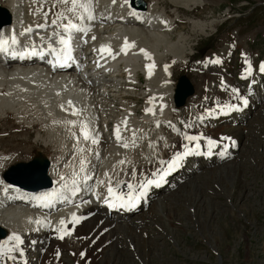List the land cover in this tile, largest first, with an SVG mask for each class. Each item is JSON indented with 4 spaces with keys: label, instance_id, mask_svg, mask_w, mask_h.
I'll use <instances>...</instances> for the list:
<instances>
[{
    "label": "rangeland",
    "instance_id": "1",
    "mask_svg": "<svg viewBox=\"0 0 264 264\" xmlns=\"http://www.w3.org/2000/svg\"><path fill=\"white\" fill-rule=\"evenodd\" d=\"M188 1L193 6L203 2L204 5L202 7L190 6V8H194L191 13H186L187 8L179 7L180 14H178L182 19L181 22L175 26V29L170 33L171 36L168 34L161 40V45L168 43L173 45L169 51L164 52L163 59L167 54H172L175 61L183 55L182 50L184 48H186L184 50H188L189 47L192 48L190 52L202 49L203 51L199 54L200 58L205 54L207 45L212 44L216 48L222 46L225 41H221L220 38L226 32L231 33L226 37V41L233 36L237 40L235 35H239V38L245 36L252 52L256 54L258 50V57L264 55V0ZM158 5L159 7L163 5L165 8L173 7L169 0H158ZM189 17L194 18L195 22H205L207 25L202 30L204 31L205 28L209 30L198 34L195 31H199L201 28H196V26L192 28ZM225 17H227L226 20H224ZM211 20L213 23L214 21L221 22L213 34H210L213 27L208 25ZM254 38L255 40L252 42ZM223 48L227 51L226 47ZM179 52L182 55H175ZM155 61L159 66L162 58L155 55ZM162 62L165 64L164 61ZM179 73H186L191 78L196 97L189 100L202 99L209 93L198 89L200 86L202 88L203 83L196 81L199 77L195 75L196 72L184 68L174 69L172 78L175 79ZM9 84L11 86L14 83L5 82L2 90ZM208 86L210 87V85ZM32 91L23 92L24 95L20 93V97L23 95L21 98L19 96L11 97L13 101L10 102V108L16 107V111L10 110L9 104L0 101V111L7 106L0 113V155L12 152L14 158L11 162L26 160L35 155L39 149H42L44 156L51 157L52 144L55 146L57 137L56 133L48 131L47 127L42 128L40 125L34 124V112L45 116L43 121L36 120L40 124L50 121L46 117L51 112L54 113L53 122L66 120L67 113L57 105L49 107L47 102L40 103L38 101L40 94ZM123 92L130 94L126 90ZM0 96L7 98V95L2 92ZM110 98L119 99V96L116 93H111ZM124 101L125 103L129 102L116 100V103H123V106ZM110 103L111 101L106 105L102 104V106L105 107L107 104L109 106ZM129 104L132 105L131 102ZM56 109H59L64 116L55 114ZM5 110L10 111L6 113ZM256 110L254 108L249 111L251 113L247 114L243 125L229 130L231 134L238 137L234 138L237 143L239 140V148L233 159L230 160L233 161L234 167L228 168L224 173L222 170L226 167L223 165L225 166L227 163H222L204 170L203 176H201L202 172L188 182L185 181L176 190L174 189L173 193L171 191L170 195L166 196L167 198L165 197V194H169L167 192L162 191L155 194V198L159 194L165 204L160 206L161 202H159L151 210L146 207L138 211L136 216L144 218L145 221L139 223L141 230L135 229L132 235L137 233L136 235L142 241H139L140 238L136 235H130L123 239L121 241L123 246L118 244L119 247L116 249L118 255L119 252L122 253H120V261L117 260L119 264H264V105L254 115ZM179 113L183 112L179 111ZM252 113L254 114L252 115ZM248 120L249 122L246 123ZM144 134L145 131L141 130L139 137L142 138ZM140 146L144 148L146 145L142 143ZM8 161L9 158L1 157L0 166H6ZM169 207H172L173 210L169 211ZM135 220H132V223H137ZM152 240L154 241L150 243ZM138 242L139 247H137ZM88 249L99 252L98 242L94 244V247L88 245L85 250H82L86 252L81 251L84 253L82 257L90 255ZM50 256L52 257V254ZM75 257L74 255L73 258ZM51 260L46 261L51 262Z\"/></svg>",
    "mask_w": 264,
    "mask_h": 264
},
{
    "label": "bare ground",
    "instance_id": "2",
    "mask_svg": "<svg viewBox=\"0 0 264 264\" xmlns=\"http://www.w3.org/2000/svg\"><path fill=\"white\" fill-rule=\"evenodd\" d=\"M44 1H51V3H53L52 8L49 7L48 9L47 8L43 9ZM126 1L127 0H115V2H113V0H81V3H87L88 11H85L83 8L78 7L76 13L73 14L67 11V8L71 6L70 2L69 4L66 5L60 2V0H0V5L7 10L8 14L11 17L10 23L0 28V36L5 34L10 27L14 28L16 34H21V28H26L24 33H29V34L23 37L24 41L32 40L35 36L40 35L42 32H44L45 36L48 37V40H52L53 37L58 36L55 34L57 32L54 31L58 30L59 28L63 31V28H61L60 25L65 21L68 22L67 18H71L73 22L79 24L81 28L85 29L84 34H83L84 31L74 32V36L72 37L71 42H74V46H76L80 42H83L84 50L91 46L92 49H90V52H88V54H91V52H93L94 50V53L91 54V58L87 57L86 59V54L84 53L85 54L84 59H86L85 60L86 63L88 60H91L93 56L94 57L97 56L98 57L97 62H99L100 60H104V58L107 57L108 59H105L107 60V65L108 66L112 65L114 67H116L118 62L126 63L130 60L132 64H134V62L140 63V61H145L148 64V68L145 71V75L147 76V79L150 80L146 83L147 89L144 91L147 97L141 119L136 120L127 112H122L119 116H117L114 122V127L117 129V126H119V131H121L122 127H126L130 121H134L132 125L137 127V130L139 127L142 128L139 129L138 132L137 130L134 132V139L131 144V148L134 145L138 146L142 143H145L146 146H144V148H141V150L137 153L134 152L128 153L127 150L123 149L122 147L118 149L111 147V150L109 152V161H111L112 163L110 166L111 173L115 175L114 181L121 180V183L117 186V188L129 192V188L127 187L124 181H129L130 184L136 187L139 182H142L144 180V179L142 180V178H147V177L151 178L153 172L161 167V161L164 159L163 157L164 153L166 157H168V155L171 153L170 150H165L166 147L161 148V140L167 139L166 136L162 137V135H157V137L150 140V141H154V147L151 149L155 154V156L154 155L150 156V154L153 152L152 151L151 153L148 152L147 138L144 137L149 129L144 125L152 124L153 126H158L160 124L161 118L162 120L167 118V124H168L167 126H169L170 124L172 126L173 131L175 130V127H180L181 129H184L186 121L180 119L185 117L188 120H191L192 112L189 109H192L194 105H198V103L202 101V99H195L193 101L189 100L188 104L186 105L187 109H179L177 112L176 109L171 107L170 95L173 90V79L170 74L171 70L169 71V68H165L164 63L162 61L161 64L157 66L156 65L157 62L155 61V55L161 57L163 60L164 52L169 51V49H171V47L173 46L171 43L161 45L162 42L161 40L166 36H168L169 34L167 25L169 21H172V18L171 16L168 15H166L167 17L165 16V12L163 8L157 9L158 0H147V1L145 0L146 8L143 11L130 10L127 7ZM169 2L173 4L175 7L181 6L183 8H189L190 6H193L189 3L188 0H169ZM201 4L202 3H199V5ZM25 5H28L29 7L31 6L29 11L33 15L32 21L36 20V18H42L45 16L46 17L45 22L42 21L39 23H34L28 18L23 22L22 25L19 24V22H21L23 19V13L21 8ZM114 10H117V13H114ZM175 11L179 12L178 8H175ZM102 13L104 14V19L97 20L98 16H101ZM61 14H63V16L66 18L59 19L58 17H60ZM81 16L83 17V19L79 18ZM138 19H142V22H139ZM189 19L192 28L196 26V28H201L198 31L199 33L204 32L202 29L207 25L205 22L202 21L195 22V19L192 17H189ZM53 20L57 21L56 24L52 23ZM82 21L87 22V25L84 24ZM161 21L165 22L166 24L161 25L160 24ZM208 23H209L208 25L213 24L212 20L209 21ZM38 25H45V30L38 31L37 30ZM96 25L98 27L103 26L104 29L112 25L113 27L109 35H102L104 30L100 34L96 28ZM28 29H31V31H28ZM52 32L54 33L51 34ZM93 37H95V39H93ZM121 39H126L129 44L134 46L129 47V50L125 55L116 57L115 50H117V48L119 51L122 50L119 45L117 46L118 42ZM39 40H40L39 38L35 39V43L30 47V49H32L33 47L35 48L38 45L44 44V43L38 44ZM102 46H108L111 49V52L108 54V56H107L108 52L106 47L104 51H101ZM160 46H162L161 49H159ZM45 47H49V46L47 45ZM141 49L149 53L151 58L150 59L146 58L144 53L141 52ZM79 52H80L79 55L81 56L82 51ZM241 52L247 53L245 57L247 56V58L250 59L253 58V55L250 54L249 52L245 50H242ZM219 53L224 56V59L229 57L228 55L225 56L226 54H228V51H225L224 48H222V50ZM175 55H182V53L180 52L175 53ZM181 57L182 56L177 58L175 62L177 63L179 60H182ZM38 65L39 64L29 63V65H25L28 67L26 69L25 67H23V65L18 64L15 65L16 67H18V69L13 70L10 66L0 64V88L1 86H3L5 82L14 83L13 85L11 84V86L10 84L9 86L6 85V88L3 90L6 91L4 94L7 95V98H5V96L4 97L0 96L2 97L0 98V101L5 102L7 105L9 104L10 110L11 109L15 110L17 108L14 106H12L14 108H10V102L13 101L11 97L15 98V96H19L20 93L24 95L23 92L28 93L32 90H35L32 92L33 93L38 92L40 94L38 95L40 99L38 101H40V103L45 104L47 102L48 103L47 105L49 107H52L53 105H57L60 109H62V111L67 113L65 118L68 122H70L71 118L73 117L76 118L75 124L69 123V125L71 126L70 130L76 132L80 128L81 124L84 123L83 119L85 117V114H87L88 111L91 109L90 107L92 106V101H94V98L96 96L100 95L99 93H97L98 89L92 92H85L86 84L83 80L79 78H77L76 81L74 80L69 81L68 79H66L64 81L66 84L63 83V81H59L57 79L46 78L47 74H43L42 73L43 69ZM149 65H152L153 67L149 69ZM192 65L193 67L201 68L203 64L201 63L189 64L188 66L192 67ZM117 69H119V66ZM216 69H219L220 74H222L223 76H228L229 74L225 72L222 66L213 67L212 65H210L209 69L207 71H204V75L213 79V77H215L214 70ZM130 75L131 72H127L126 78L128 79V82H130ZM218 75L219 73H217L216 71V77H218ZM228 77H224L223 79L226 81V83L232 84L233 80L231 81L230 78ZM209 78L206 79L208 81L207 85H210L209 81L211 79ZM152 81H155V83L153 82L154 85L153 87L150 85ZM107 82H109V80ZM122 83L124 86V81H122ZM118 89L120 88L114 87L110 92L115 93L117 92ZM121 91L122 89H120V93ZM222 93L228 95V93L221 92V94ZM192 97H196V96H192ZM41 100H43V102H41ZM80 100L81 102H83L84 105L82 106L79 105ZM220 105H222L223 108L224 106H226L225 103L222 104L220 103ZM262 105H264V103L258 106L257 110H259L262 107ZM249 106L250 104L248 103L245 106V108L247 109L249 108ZM6 107H4L3 110ZM148 109H152V111H147ZM257 110L254 115H256ZM2 111H0V113ZM58 111L60 110L58 109ZM58 111H55L56 112L55 114L60 115ZM179 111H182L183 113H179ZM222 113L225 114L224 112ZM227 114H230V112H228ZM207 115H208L207 111H202L201 113H197V118L203 119ZM61 116L64 115L62 114ZM40 117L41 118L38 119L41 121L45 119L44 115H41ZM53 117H54V113L51 112L48 113L46 119L51 118L50 122H53ZM125 121L127 122L126 124L124 123ZM254 121L257 122L256 120ZM224 126L227 125L224 124ZM224 126L216 127L214 133H217L216 131L218 129L224 128ZM129 130L131 131V129H128V131ZM141 130L145 131L143 137L141 135L142 138L139 137ZM154 131L158 132L159 129ZM205 136L208 137V134L205 133ZM125 138H127V136H125ZM141 139H143V141H141ZM170 141L175 142V138H171ZM233 141L235 142L234 144ZM227 143H229V145L231 143V149H235L239 145V143H237L235 139L227 140ZM68 144H69V140L66 143H61L57 147L52 146V151L54 152L55 150V152H58L56 154L58 157L64 155L66 158L69 156V150H74L79 148V146H75V145L72 147H68ZM189 146L192 147V144L190 143ZM183 150L184 149H182L181 151ZM94 152L95 149L92 147V145L89 144L79 148L77 150L76 156L87 160H83V164L79 162L78 163L79 165L71 168L70 174L69 176H67V179H76V178L82 179L90 175V173L94 171H98L99 183L96 185V187H98L100 185V181H103V179L105 178V175L103 172L100 171L99 165L93 167L91 164L92 161L90 160L94 158ZM115 152H118V154L121 155V160H120V156L115 155ZM48 160L50 162V166L46 170V175L48 174L51 175L54 182L58 177H60L63 171L61 170L57 171V167L52 166V164L55 163L58 160V158L55 160L52 159V161L48 158ZM121 161H123V163H120ZM225 163L227 164L225 166L223 165V167L226 168L222 170L224 173L228 170V168L234 167L232 164L233 161L232 162L228 161ZM40 178H41L40 175L37 173L35 176V180H40ZM107 179L110 178L107 177ZM181 185L182 184H180L179 186ZM158 198H159V194H158ZM158 198H155L154 200L152 198L150 199L149 201L150 205L148 208L149 210L153 209V206L158 205L159 202H161L160 206L163 205L164 199H160V198L158 199ZM145 204H148V202ZM0 206H1L0 227H2L6 231L7 233L6 237L8 236V230L10 232H13L20 225H26L23 230L27 229L29 219L27 217V212L25 210L23 209L16 210L15 208H11L10 205L7 206V204L5 206L0 204ZM168 209L169 211L173 210L172 207H169ZM121 215L125 217L122 218L123 220L121 221L117 220V218L114 217L106 218L105 220H103L101 215L94 216L86 220L84 223H82L78 232L72 228L71 231L69 232L70 234H68L69 239L66 242L56 241L55 239L51 238L49 239L47 245L46 239L43 238L42 234H33L31 236L26 237V242H28L29 239L35 240V244L24 243V245H22V246L28 245L27 246L28 257L30 260H32V262H30L29 264H35L36 262H38L39 264H71V262L75 264H111V263L119 264L117 260L120 261L121 252H119L118 255L116 249L119 246L117 245L118 244L122 245L121 241L127 238L128 236L132 235V233L135 232V229L140 228L139 223L145 221L144 218H138L135 215L136 216L135 218L137 219V223H132L133 221L130 219L131 214L129 212H122ZM206 219L208 220V218ZM51 226L54 227L56 233H61L59 231V229L62 227L61 225H56L55 223H52ZM68 226L70 225H64L63 227L64 229H66ZM47 233L50 234L49 231ZM87 233H89L90 237L87 240V242H84L81 239L80 235L82 234L84 235ZM136 234H133L132 236ZM138 238L140 237L138 236ZM63 240L65 239L63 238ZM0 241H4V239H0ZM124 241L126 242V240ZM139 241H142V239L140 238ZM153 241L154 240H152L150 243H152ZM96 242H98L99 244V252L92 249L89 251L90 249L89 248L87 251L90 252V255H88L87 257H81L82 252L86 253L85 251H82L85 250L86 246L84 245L88 244L94 247V244ZM41 247L45 248L42 254H40L39 252ZM52 247L60 248V250H58L55 253L57 255L56 256L57 258L50 256L51 254L50 249ZM137 247H139V242L137 244ZM91 254H95V255H91ZM74 255L76 256L75 258H73ZM3 258L5 260H9L7 257H3ZM48 259H52L51 262L53 261V263L47 262L46 260Z\"/></svg>",
    "mask_w": 264,
    "mask_h": 264
},
{
    "label": "snow or ice",
    "instance_id": "3",
    "mask_svg": "<svg viewBox=\"0 0 264 264\" xmlns=\"http://www.w3.org/2000/svg\"><path fill=\"white\" fill-rule=\"evenodd\" d=\"M60 2L66 4V5L69 4V2H70L71 6L67 8V11L70 12V13H73V14L76 13L78 7L79 8H83L85 11H88L87 3H81V0H60ZM113 2H115V0H113ZM58 18L59 19H64L66 17H64L63 14H61V16L58 17ZM79 18L83 19L82 16L79 17ZM89 18H92V17H89ZM67 20H68V22L64 23V24H61L60 27L63 28V31L65 33H67L68 35L65 36V35H61L60 33H55L56 35L59 36V43L62 46L61 49H60V52L62 54H64L65 58H67V55H68V53L71 50L70 42H71V39H72V33L73 32H83V31H85V29L81 28L79 24L73 22V20L71 18H67ZM56 22H57L56 20L52 21L53 24H56ZM44 26L45 25H38V27H44ZM28 31H31V29H28ZM93 39H95V37H93ZM17 43H18V41H17L15 35H13L10 39L9 38H4V37H0V52H4V53L9 52L10 46L11 45H15ZM132 46H134V45L129 44L127 42V40H125V44H124L122 50L126 51L127 48L132 47ZM49 48L51 49V51L56 52V49L53 48L51 45H49ZM104 50H105V46H102L101 47V51H104ZM108 50L110 52V49H108ZM141 52L144 53L146 58H149V59L151 58L150 54L147 53L145 50L141 49ZM31 54L32 55H37V54H42V53H38L37 50L33 47L32 50H31ZM13 55H15V53H13ZM212 62L213 63H220V61L218 59L214 60ZM245 63L248 64V68L245 71H246V73L250 74L251 70H252L251 64L247 60H245ZM151 67H153V66L149 65V69H151ZM260 71L264 72V63L261 64ZM238 91H239L238 89H233V92L238 93ZM241 99H243V103L245 105H247V100L245 98H243V97H241ZM224 107L228 108L229 110H239L238 106L234 105V104H228V105H226ZM223 110H224V108L222 107L221 111H223ZM147 111H152V109H148ZM213 112H214V110H210L208 112V115H212ZM73 114H75V113H73ZM69 123L75 124L76 122L75 121H70ZM124 123L126 124L127 122L125 121ZM81 133H82L83 138L85 140L92 139L93 143L97 142L94 137H91L90 132L88 131L86 124L82 125ZM116 136H117V139L119 140L120 139L119 126H117V129H116ZM202 138H203L202 135H185L184 139L186 141H188V142H196L195 146L194 147H190L189 144H185L183 146L184 147V151L176 153L174 158L171 161L167 162V170L156 173V175L159 176V180L149 179V180L141 183L138 186L139 195H137L136 192L133 191L135 186H133L130 183L127 185V187L129 188V192L127 194L118 193L111 186V184L109 183V185L107 187L108 198L105 199V203H109V206L115 207V206H117V204L113 203L112 201H117V202H119V205L134 207L135 206V202L137 200H139L140 196L144 195L145 190L147 189L148 185L161 182L164 179V177L168 174V172H170L178 164V162L183 157H186V156L191 155V154H193V153L198 151L199 146H200L199 145V141ZM224 139H230V138L225 137ZM207 143H208L209 147L211 148V147L215 146L216 141H213L210 138H208L207 139ZM234 143L235 142L233 141V144ZM123 146L127 147L128 145L125 144ZM208 154L210 155L211 152H209ZM81 163L83 164V161ZM120 163H123V161H121ZM161 163H165V162L161 161ZM100 183H104V181H100ZM7 190H8L7 188L4 189L5 192ZM52 195H53L52 193L41 194V196L36 197V199L46 200V199H50ZM79 219L80 218H77V217L74 216L73 217V222L74 223H78ZM60 224L62 226L59 229V231L62 233L60 238L63 239L64 235H68L70 233L67 232L64 229V227H63L65 225V221L64 220H61ZM10 241L13 242V243H9ZM22 243H23V241L21 240V237L18 234H16V233H13L11 236H9L8 240L0 241V258L7 257L9 260L15 259V257L12 256L11 254L14 251L19 250V245L22 244ZM81 255H83V253H81Z\"/></svg>",
    "mask_w": 264,
    "mask_h": 264
},
{
    "label": "water",
    "instance_id": "4",
    "mask_svg": "<svg viewBox=\"0 0 264 264\" xmlns=\"http://www.w3.org/2000/svg\"><path fill=\"white\" fill-rule=\"evenodd\" d=\"M132 3L135 7L144 8V4L139 0H132ZM2 17H4V21L0 22V24L1 23H7L9 20V16L3 8H0V18H2ZM190 92H191L190 85L188 84V82L186 81V79L183 76H180L178 78V81H177L176 87H175L174 101L177 104H180L182 102V98L184 96H186L187 94H189ZM43 166H44V163H42V161L40 159H32L28 163L17 164L13 168H11V170L20 171L23 169V171L26 172L27 170L32 169L34 171H42L44 169ZM6 178H8L9 180L14 181V182H18V183L20 182V180H18V179H15V178L13 179L12 176H10V177L6 176Z\"/></svg>",
    "mask_w": 264,
    "mask_h": 264
}]
</instances>
